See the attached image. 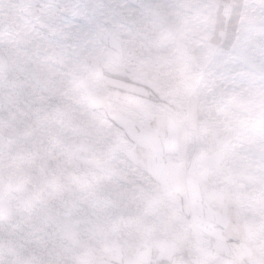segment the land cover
I'll return each instance as SVG.
<instances>
[{
    "label": "snow or ice",
    "instance_id": "obj_1",
    "mask_svg": "<svg viewBox=\"0 0 264 264\" xmlns=\"http://www.w3.org/2000/svg\"><path fill=\"white\" fill-rule=\"evenodd\" d=\"M0 264H264V0H0Z\"/></svg>",
    "mask_w": 264,
    "mask_h": 264
}]
</instances>
